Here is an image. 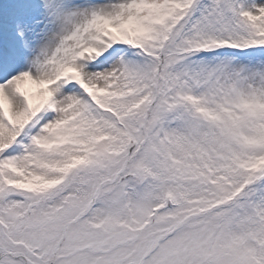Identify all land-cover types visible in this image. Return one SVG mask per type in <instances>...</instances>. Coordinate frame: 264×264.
<instances>
[{"label": "snow or ice", "instance_id": "6c2138e0", "mask_svg": "<svg viewBox=\"0 0 264 264\" xmlns=\"http://www.w3.org/2000/svg\"><path fill=\"white\" fill-rule=\"evenodd\" d=\"M0 264H264V0H0Z\"/></svg>", "mask_w": 264, "mask_h": 264}]
</instances>
